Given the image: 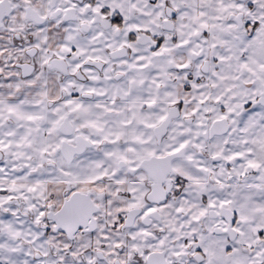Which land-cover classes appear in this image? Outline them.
I'll list each match as a JSON object with an SVG mask.
<instances>
[{
  "label": "snow or ice",
  "instance_id": "1",
  "mask_svg": "<svg viewBox=\"0 0 264 264\" xmlns=\"http://www.w3.org/2000/svg\"><path fill=\"white\" fill-rule=\"evenodd\" d=\"M0 264H264V0H0Z\"/></svg>",
  "mask_w": 264,
  "mask_h": 264
}]
</instances>
